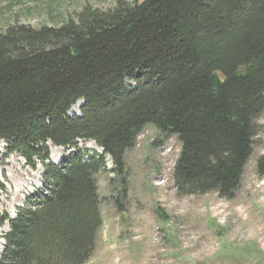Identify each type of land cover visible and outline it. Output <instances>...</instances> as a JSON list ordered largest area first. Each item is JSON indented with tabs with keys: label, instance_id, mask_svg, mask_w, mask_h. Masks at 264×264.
Instances as JSON below:
<instances>
[{
	"label": "trees",
	"instance_id": "trees-1",
	"mask_svg": "<svg viewBox=\"0 0 264 264\" xmlns=\"http://www.w3.org/2000/svg\"><path fill=\"white\" fill-rule=\"evenodd\" d=\"M263 113L264 0L120 1L85 5L57 28L9 26L0 33V141L31 169L42 165L44 190L15 219L0 215L10 229L0 264H87L104 224L98 176L123 174L149 126L181 142L179 196L231 200ZM83 140L102 153L82 152ZM49 144L75 152L56 166Z\"/></svg>",
	"mask_w": 264,
	"mask_h": 264
},
{
	"label": "rangeland",
	"instance_id": "rangeland-1",
	"mask_svg": "<svg viewBox=\"0 0 264 264\" xmlns=\"http://www.w3.org/2000/svg\"><path fill=\"white\" fill-rule=\"evenodd\" d=\"M143 0H0V33L9 26L61 27L85 5L112 9L117 2ZM129 86H134L128 83ZM78 112V111H76ZM79 114V113H78ZM252 156L231 200L217 193L179 196L174 167L181 142L147 127L126 153V170L98 176L103 227L87 264H264V113L257 120ZM51 161L61 165L72 149L51 147ZM82 152L98 151L80 141ZM109 159L108 168L113 164ZM43 169H31L0 141V215L13 217L37 191L43 190ZM125 179L126 198L121 207ZM0 226V254L7 234Z\"/></svg>",
	"mask_w": 264,
	"mask_h": 264
},
{
	"label": "water",
	"instance_id": "water-1",
	"mask_svg": "<svg viewBox=\"0 0 264 264\" xmlns=\"http://www.w3.org/2000/svg\"><path fill=\"white\" fill-rule=\"evenodd\" d=\"M73 109H75V110H76V109H77V108H76V106H75ZM75 110H74V111H75ZM74 111H73V112H74Z\"/></svg>",
	"mask_w": 264,
	"mask_h": 264
},
{
	"label": "bare ground",
	"instance_id": "bare-ground-1",
	"mask_svg": "<svg viewBox=\"0 0 264 264\" xmlns=\"http://www.w3.org/2000/svg\"><path fill=\"white\" fill-rule=\"evenodd\" d=\"M76 111H77V110H76ZM76 111H75V112H76ZM76 113H77V112H76ZM58 149H60V148H58Z\"/></svg>",
	"mask_w": 264,
	"mask_h": 264
}]
</instances>
